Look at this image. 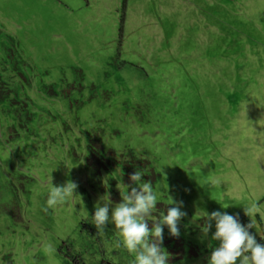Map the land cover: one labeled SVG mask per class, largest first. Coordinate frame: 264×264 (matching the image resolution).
Here are the masks:
<instances>
[{
	"label": "rangeland",
	"instance_id": "374dc122",
	"mask_svg": "<svg viewBox=\"0 0 264 264\" xmlns=\"http://www.w3.org/2000/svg\"><path fill=\"white\" fill-rule=\"evenodd\" d=\"M123 1L0 0V264H132L92 217L135 171L157 193L149 227L187 213L179 237L163 225L168 264H208L207 213L264 212V0Z\"/></svg>",
	"mask_w": 264,
	"mask_h": 264
},
{
	"label": "clouds",
	"instance_id": "9594fccd",
	"mask_svg": "<svg viewBox=\"0 0 264 264\" xmlns=\"http://www.w3.org/2000/svg\"><path fill=\"white\" fill-rule=\"evenodd\" d=\"M130 180L138 187L133 186L129 191L127 186V191H124L118 184L121 202L115 204L110 216L111 201L107 197H102L103 206L99 201L97 202L92 223L96 226L98 235L103 237L104 229L111 219L123 247L134 255L132 264H168L169 254L161 247L163 225L168 226L171 236L179 237L178 224L187 213L181 211L180 204H177L167 208V214L161 213L159 219L152 221V226L149 227V221L146 218L151 216L157 208V193L151 181L142 182L140 171L131 173ZM77 188L78 184L72 180L59 186L52 183L47 206L43 208V211L47 212L49 208L55 209L57 205L68 202ZM222 206L228 207L223 203ZM244 211L252 218L247 225L240 222L238 214L231 215L218 210L207 213L204 217L205 222L201 225L202 233L207 236L212 227V221H215L212 239L219 241V246L211 252L208 264H264V244L259 243L255 235L249 231L253 227L257 228L255 217L259 214L260 218L264 219V212L261 211L258 200L245 205ZM117 247H120V244H117ZM45 251H53L52 246L46 244Z\"/></svg>",
	"mask_w": 264,
	"mask_h": 264
},
{
	"label": "trees",
	"instance_id": "16d2710c",
	"mask_svg": "<svg viewBox=\"0 0 264 264\" xmlns=\"http://www.w3.org/2000/svg\"><path fill=\"white\" fill-rule=\"evenodd\" d=\"M122 7H123V10H124V7H125V0L123 1ZM122 20H123V16H122ZM238 218H239V219H242V216H238ZM262 236H264V228H263ZM262 236H258V237H256V239H257V241H258L259 243L264 244V237H262Z\"/></svg>",
	"mask_w": 264,
	"mask_h": 264
}]
</instances>
